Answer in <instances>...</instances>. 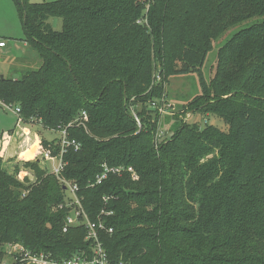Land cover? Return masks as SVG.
<instances>
[{
    "label": "trees",
    "instance_id": "16d2710c",
    "mask_svg": "<svg viewBox=\"0 0 264 264\" xmlns=\"http://www.w3.org/2000/svg\"><path fill=\"white\" fill-rule=\"evenodd\" d=\"M12 1L42 63L0 77V100L81 146L65 148L60 176L37 157L20 177L0 156V249L18 241L59 259L89 249L84 226L63 230L61 178L105 223L114 264H264V0ZM255 17L220 46L207 82L213 44ZM189 73L201 84L190 107L228 128L176 122L156 143L158 113L146 105L169 77ZM54 143L43 139V150L60 156ZM106 166L122 169L97 182Z\"/></svg>",
    "mask_w": 264,
    "mask_h": 264
},
{
    "label": "rangeland",
    "instance_id": "374dc122",
    "mask_svg": "<svg viewBox=\"0 0 264 264\" xmlns=\"http://www.w3.org/2000/svg\"><path fill=\"white\" fill-rule=\"evenodd\" d=\"M30 1L39 3L51 0ZM261 19L263 18L255 17L237 24L226 33L224 38L213 44V48L208 53L202 68L207 82H209L215 74L217 68V54L220 46H222L234 33L249 27ZM48 22L54 29H62L61 18L52 17ZM0 36L8 39V49L12 53L6 55L5 53L8 52V49H0V77L19 78L25 71L36 69L41 65L42 60L40 57L36 54L32 46L27 41H24L26 39V34L12 0H0ZM13 43H15V47ZM10 46H13L12 49H10ZM24 55L30 58L25 59L23 62L20 57ZM157 80H160L159 75ZM200 94L201 84L198 73L169 77L163 85L162 95L159 98H154L152 101L150 100L146 105L148 109L152 110L151 114H153V116L158 113L156 143L170 138L173 134V125L181 121L189 124L196 123L201 126L214 124L222 130H227L228 126L222 119L217 118L211 113H202L199 108L192 109V107H190L191 102L196 100ZM138 107H141V105ZM15 108L14 105L4 104L0 100V156L3 158V165L7 170L13 171L15 165L18 164V166L24 170H21L20 177H24L30 169H24L21 167V163L24 160H35V158L38 157L40 164L51 173L52 163H54V166L58 165L59 157H56V160H50V158L44 157L42 140L45 139L55 142L54 144L60 141L62 145V136H64V134L62 131L45 129L38 120H34L30 124L23 123ZM35 145L37 146L35 148V153L31 156L30 150H33ZM24 153L26 154L24 155ZM56 176H60V174ZM60 182L65 184L66 181L60 178ZM67 194L71 196V191H66V197Z\"/></svg>",
    "mask_w": 264,
    "mask_h": 264
},
{
    "label": "built area",
    "instance_id": "2783aa9c",
    "mask_svg": "<svg viewBox=\"0 0 264 264\" xmlns=\"http://www.w3.org/2000/svg\"><path fill=\"white\" fill-rule=\"evenodd\" d=\"M7 42L4 38L0 37V49L6 47ZM16 112L19 113L20 109L15 108ZM64 136H62V150L60 156H53L50 151H44V157L50 158V160H56L59 157L58 165H52L51 171L56 175H59L63 168L62 153L67 146L74 145L76 149L80 148L81 144L75 140H68L66 131L62 130ZM122 168H109L105 167L103 174L98 176L97 182H101L107 176L109 171L117 172ZM132 172L134 178L137 177L136 172L132 167L128 168ZM66 181V180H65ZM65 190L71 191L67 194L65 202L59 205V208H68V214L64 222V231H67L71 227L84 226L87 229V235L85 240L89 242V249L78 250L72 256L68 258H55L50 253L45 252H33L23 243L18 241L7 242L2 245L0 249V264H114L105 249L103 242L100 237L101 230L106 229V225L103 221H93L89 218L84 206L82 204L81 197L78 195L79 187L76 184L65 182ZM112 213V212H108ZM112 231V229H109Z\"/></svg>",
    "mask_w": 264,
    "mask_h": 264
},
{
    "label": "crops",
    "instance_id": "0c3cea01",
    "mask_svg": "<svg viewBox=\"0 0 264 264\" xmlns=\"http://www.w3.org/2000/svg\"><path fill=\"white\" fill-rule=\"evenodd\" d=\"M15 9H16V8H15ZM0 37H1V38H4V39L6 40V42H7L6 47H4V48H2V49H4V50H5V49H8V46H9L8 39H7L6 37H2V36H0ZM24 41H25V40H24ZM25 42H26V41H25ZM13 44H14V47H15V43H13ZM12 47H13V46H10V49H12ZM2 49H1V50H2ZM7 51H8V52L5 53L6 55L12 54V53L9 51V49H8ZM5 54H4V55H5ZM20 58H21V59L23 60V62H24L25 59H29L30 57L24 55V56H22V57H20ZM15 78H17V77H15Z\"/></svg>",
    "mask_w": 264,
    "mask_h": 264
},
{
    "label": "water",
    "instance_id": "95a60500",
    "mask_svg": "<svg viewBox=\"0 0 264 264\" xmlns=\"http://www.w3.org/2000/svg\"><path fill=\"white\" fill-rule=\"evenodd\" d=\"M1 77H3V76H1Z\"/></svg>",
    "mask_w": 264,
    "mask_h": 264
}]
</instances>
